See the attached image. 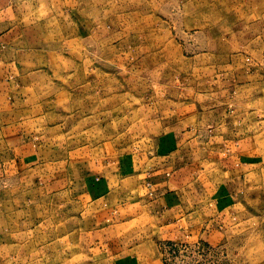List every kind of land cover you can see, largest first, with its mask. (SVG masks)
<instances>
[{"label": "rangeland", "instance_id": "rangeland-1", "mask_svg": "<svg viewBox=\"0 0 264 264\" xmlns=\"http://www.w3.org/2000/svg\"><path fill=\"white\" fill-rule=\"evenodd\" d=\"M41 4L0 116V264H264L256 192L214 201L212 173L204 227L225 241L210 243L162 236L136 201L156 196L151 182L132 186L186 142L247 140L264 162V0Z\"/></svg>", "mask_w": 264, "mask_h": 264}, {"label": "crops", "instance_id": "crops-1", "mask_svg": "<svg viewBox=\"0 0 264 264\" xmlns=\"http://www.w3.org/2000/svg\"><path fill=\"white\" fill-rule=\"evenodd\" d=\"M42 1L0 0V116L14 110V76L20 74L21 66L33 52L31 44L43 27L46 13ZM231 144L219 140L217 146L190 144L188 147L186 142L184 145L181 143L178 150L148 159L149 171L135 177L138 181H134L132 186H139L141 191L144 181L141 179L151 182L156 196L136 201L148 207V217H158L162 236L174 240L200 236L210 243L225 241L217 226L204 227L211 212L205 210L203 192L211 187L208 179L212 173L219 175H214L218 178L214 201H239L246 205L251 203L252 194L256 192L255 200L264 207V162L249 157L253 148L247 140ZM237 149L241 151L236 152ZM119 198L117 196V201ZM206 207L211 209V203ZM119 208L123 212L121 214L116 207L119 219L124 221V217H134V212L125 216L128 214L126 203H121Z\"/></svg>", "mask_w": 264, "mask_h": 264}]
</instances>
